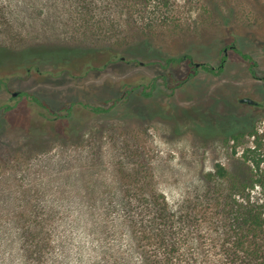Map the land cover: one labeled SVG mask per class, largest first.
<instances>
[{"label":"rangeland","instance_id":"374dc122","mask_svg":"<svg viewBox=\"0 0 264 264\" xmlns=\"http://www.w3.org/2000/svg\"><path fill=\"white\" fill-rule=\"evenodd\" d=\"M36 46L60 60H12ZM253 130L264 142V0H0L5 264H143L129 208L157 195L196 226L199 264H225L233 183L213 174H248Z\"/></svg>","mask_w":264,"mask_h":264},{"label":"trees","instance_id":"16d2710c","mask_svg":"<svg viewBox=\"0 0 264 264\" xmlns=\"http://www.w3.org/2000/svg\"><path fill=\"white\" fill-rule=\"evenodd\" d=\"M39 47L23 50L18 56L12 57V60L17 59L18 61L20 59L25 63L31 62L33 59H42L43 61L60 60L56 57L49 56L47 58L44 55H40L37 52ZM231 47L238 50L246 59L253 60L249 53L243 52L234 44ZM31 49H34L38 54L29 57L22 56L23 53ZM46 49L54 51L58 48ZM63 50L64 53H71L72 55L69 56L72 58L76 51L81 53L80 50H73L72 48H63ZM109 53L110 61L122 58V56L119 57L118 53ZM186 57L191 58L189 55L169 57L167 62L182 61ZM82 58L85 57L80 59ZM226 59L227 54L224 53L219 66L220 69L224 68ZM255 65L256 63L254 62L251 66L254 75H256ZM203 67L207 70L215 71L213 66L203 64ZM149 108L154 110L151 106ZM93 110L102 112L106 109L102 106H93ZM248 133L256 136L252 144H248L243 148L242 156L248 164V174L242 177L240 174L231 173L220 162L216 164V171L213 174L215 179H226L233 183L232 190L226 195L228 202L223 205L226 215L225 219L227 220L226 233L228 237L224 244L226 256L223 261L225 260V264H264V142L260 140L257 130ZM245 135L246 133L243 132L234 133L230 139L236 142L235 146L237 147L241 142L245 141ZM220 196L222 197L221 194ZM155 201L154 204L141 198L139 205L129 208L131 212L139 214V217L136 218L134 216L130 223V233L136 239V250L140 251L143 264H199L200 260L194 247L190 244L192 232L187 230V227L192 226V223L183 217L188 216V214L179 216L177 212L171 209L164 197L161 200L157 195ZM195 227L193 224L191 231ZM0 263H6L5 257H0Z\"/></svg>","mask_w":264,"mask_h":264},{"label":"water","instance_id":"95a60500","mask_svg":"<svg viewBox=\"0 0 264 264\" xmlns=\"http://www.w3.org/2000/svg\"><path fill=\"white\" fill-rule=\"evenodd\" d=\"M14 94H15V95H17V94H18V92H15ZM241 101H249V102H254L255 100H254V99H252V98H250V97H243V98L241 99Z\"/></svg>","mask_w":264,"mask_h":264},{"label":"flooded vegetation","instance_id":"af4514ba","mask_svg":"<svg viewBox=\"0 0 264 264\" xmlns=\"http://www.w3.org/2000/svg\"><path fill=\"white\" fill-rule=\"evenodd\" d=\"M197 65H200V64L197 63Z\"/></svg>","mask_w":264,"mask_h":264}]
</instances>
